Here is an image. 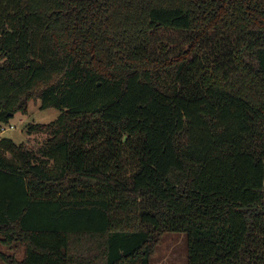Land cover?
Segmentation results:
<instances>
[{
	"label": "trees",
	"instance_id": "obj_1",
	"mask_svg": "<svg viewBox=\"0 0 264 264\" xmlns=\"http://www.w3.org/2000/svg\"><path fill=\"white\" fill-rule=\"evenodd\" d=\"M184 33V44L160 34ZM188 41V42H187ZM4 264H264V0H0Z\"/></svg>",
	"mask_w": 264,
	"mask_h": 264
},
{
	"label": "rangeland",
	"instance_id": "obj_2",
	"mask_svg": "<svg viewBox=\"0 0 264 264\" xmlns=\"http://www.w3.org/2000/svg\"><path fill=\"white\" fill-rule=\"evenodd\" d=\"M164 36L162 40L156 41L155 50L159 54V42H176L181 47L187 48L188 43L184 44L186 35L184 33L160 34ZM188 42V41H187ZM41 101H30L27 113H17L7 124H0V137L13 140L17 145H24L32 151H37L43 146L49 136L47 134L29 135L27 128L29 125H48L56 121L61 111L57 108H41ZM188 241L186 234H165L160 244L156 247L152 264H187ZM0 253L12 255L19 261L24 257V250L19 247L8 248L0 241ZM0 264L4 262L0 258Z\"/></svg>",
	"mask_w": 264,
	"mask_h": 264
}]
</instances>
